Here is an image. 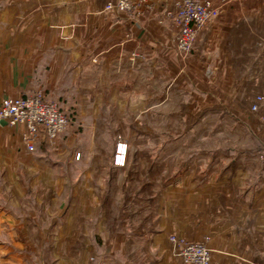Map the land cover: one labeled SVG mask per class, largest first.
I'll return each mask as SVG.
<instances>
[{
    "label": "crops",
    "instance_id": "1",
    "mask_svg": "<svg viewBox=\"0 0 264 264\" xmlns=\"http://www.w3.org/2000/svg\"><path fill=\"white\" fill-rule=\"evenodd\" d=\"M205 1L182 53L166 0H0V103L70 118L33 152L0 121V264H184L172 234L264 264V0Z\"/></svg>",
    "mask_w": 264,
    "mask_h": 264
},
{
    "label": "built area",
    "instance_id": "2",
    "mask_svg": "<svg viewBox=\"0 0 264 264\" xmlns=\"http://www.w3.org/2000/svg\"><path fill=\"white\" fill-rule=\"evenodd\" d=\"M82 1V0H79ZM89 1V0H83ZM173 7V12H167L178 29L176 47L180 52L191 51L197 34L204 26L213 20L218 13L211 2L205 0H166ZM143 2V0H140ZM131 0H107L104 10L119 12H131L133 10ZM262 98H256L251 106V111L258 110V104ZM264 122V117L261 118ZM0 121L9 126L22 127L21 143L28 152H33L35 146L44 140L48 146H56L59 137L69 125L70 118L62 110L61 106L45 98L42 92H36L28 97L6 98L0 103ZM120 146V145H119ZM115 152V162L121 156L118 147ZM169 242L174 246L176 256L184 264H210V249L207 239L199 242H187L183 238L171 235Z\"/></svg>",
    "mask_w": 264,
    "mask_h": 264
},
{
    "label": "rangeland",
    "instance_id": "3",
    "mask_svg": "<svg viewBox=\"0 0 264 264\" xmlns=\"http://www.w3.org/2000/svg\"><path fill=\"white\" fill-rule=\"evenodd\" d=\"M171 6H172V4H171ZM169 12H173V7H172V9L169 11ZM167 13V12H166ZM167 17V16H166ZM169 18V17H168ZM170 20H171V18H169ZM172 21V20H171ZM172 24H173V22H172ZM174 25V24H173ZM175 26V25H174ZM176 27V26H175ZM177 28V27H176ZM178 30V29H177ZM177 35H178V32H177V34H176V38H177ZM175 44H176V39H175ZM193 47V46H192ZM177 48V47H176ZM178 50V49H177ZM179 51V50H178ZM180 52V51H179ZM183 53V52H182ZM262 98V100H263V97H261V96H256L255 97V99H254V102H256V98ZM46 99H48L47 97H45ZM254 102H253V104H254ZM253 104H251V106L253 105ZM60 105V104H59ZM61 106V108H63V106L62 105H60ZM251 106H250V111H251ZM63 111H64V108L62 109ZM252 112V111H251ZM67 114V113H66ZM68 115V114H67ZM120 144H117L116 145V147L117 146H119ZM120 152L121 153H123V156H124V158H123V160L122 161H119V159H118V161L120 162V164H124V162H125V155H126V146L125 145H123V150H122V145H121V148H120ZM78 154H76V156H75V158H77V157H79V155L77 156ZM121 157V156H120ZM117 161V162H118ZM172 235H174V234H172ZM169 236H171V235H169ZM169 236H168V238H169ZM174 236H177V235H174ZM178 237H180V236H178ZM181 238H183V237H181ZM184 239V238H183ZM204 239H207V246H208V243H209V238L208 237H203L200 241H204ZM185 241H187V242H199V241H189V240H186V239H184ZM95 243H97V241H95ZM99 243H101V241H99ZM208 248H209V246H208ZM210 249V248H209ZM210 257H211V250H210ZM90 259H92V258H90ZM95 262H96V257H93V259L92 260H90V263H94L95 264ZM211 262V261H210Z\"/></svg>",
    "mask_w": 264,
    "mask_h": 264
}]
</instances>
